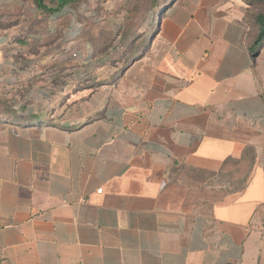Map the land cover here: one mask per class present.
I'll use <instances>...</instances> for the list:
<instances>
[{
  "label": "crops",
  "instance_id": "obj_1",
  "mask_svg": "<svg viewBox=\"0 0 264 264\" xmlns=\"http://www.w3.org/2000/svg\"><path fill=\"white\" fill-rule=\"evenodd\" d=\"M263 1L173 0L96 84L35 70L76 42L94 60L79 23L51 18L56 55L0 72L18 92L0 116V264H264Z\"/></svg>",
  "mask_w": 264,
  "mask_h": 264
},
{
  "label": "rangeland",
  "instance_id": "obj_2",
  "mask_svg": "<svg viewBox=\"0 0 264 264\" xmlns=\"http://www.w3.org/2000/svg\"><path fill=\"white\" fill-rule=\"evenodd\" d=\"M172 1L78 0L69 7L66 15L82 26L80 39L88 45L93 62L82 64L68 57L78 47L76 42L70 52L62 55L68 60L35 70L66 69L77 75L89 72L94 78L92 84H96L94 81L105 73L118 75L130 61L145 53L161 15ZM53 23L54 21L38 13L32 0H0V72L16 73L27 69L31 72L33 64L28 59H36L49 51L55 56L58 36L50 31ZM103 58L105 62L100 63ZM23 61H28V64ZM76 78L78 86L84 85L85 81ZM16 95L18 92L14 90H0L2 101L9 103V112L13 111L11 101H15ZM235 169L232 174H239L240 170ZM244 170L241 168V173ZM242 182L238 178L236 188H240Z\"/></svg>",
  "mask_w": 264,
  "mask_h": 264
},
{
  "label": "trees",
  "instance_id": "obj_3",
  "mask_svg": "<svg viewBox=\"0 0 264 264\" xmlns=\"http://www.w3.org/2000/svg\"><path fill=\"white\" fill-rule=\"evenodd\" d=\"M78 0H32L36 10L42 16L49 19L56 16H63L68 13L69 7L77 3ZM264 5V1H263ZM263 11L253 17L254 24L257 26V38L255 43L251 46L250 51L254 54V50L259 47V44L264 41V7ZM6 101L0 98V116H5L9 113V107ZM235 163L231 161V165ZM243 184V183H242Z\"/></svg>",
  "mask_w": 264,
  "mask_h": 264
},
{
  "label": "built area",
  "instance_id": "obj_4",
  "mask_svg": "<svg viewBox=\"0 0 264 264\" xmlns=\"http://www.w3.org/2000/svg\"><path fill=\"white\" fill-rule=\"evenodd\" d=\"M82 55L79 52H73L68 55L69 58L73 60H77L81 57ZM97 193H101V190H98Z\"/></svg>",
  "mask_w": 264,
  "mask_h": 264
}]
</instances>
